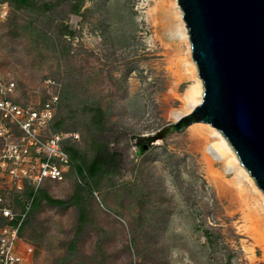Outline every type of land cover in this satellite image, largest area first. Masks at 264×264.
<instances>
[{
	"label": "rangeland",
	"instance_id": "374dc122",
	"mask_svg": "<svg viewBox=\"0 0 264 264\" xmlns=\"http://www.w3.org/2000/svg\"><path fill=\"white\" fill-rule=\"evenodd\" d=\"M0 1L10 8L0 98L39 107L58 96L43 136L78 133L62 148L73 145L86 165L40 189L66 204L39 193L18 243L25 264H264V202L220 151L219 130L195 123L151 145L134 141L195 108L175 13L157 14V0ZM101 123L121 166L95 185L87 169ZM0 187L18 209L31 190L18 193L8 173Z\"/></svg>",
	"mask_w": 264,
	"mask_h": 264
},
{
	"label": "water",
	"instance_id": "95a60500",
	"mask_svg": "<svg viewBox=\"0 0 264 264\" xmlns=\"http://www.w3.org/2000/svg\"><path fill=\"white\" fill-rule=\"evenodd\" d=\"M205 91L202 102L156 138L210 124L264 192V0H178Z\"/></svg>",
	"mask_w": 264,
	"mask_h": 264
},
{
	"label": "built area",
	"instance_id": "2783aa9c",
	"mask_svg": "<svg viewBox=\"0 0 264 264\" xmlns=\"http://www.w3.org/2000/svg\"><path fill=\"white\" fill-rule=\"evenodd\" d=\"M9 11V4L0 1V20ZM58 100L54 95L39 107H25L10 98H0V178L8 173L14 178L18 193L25 185L33 191L31 196L20 199L18 209L0 187V264H25L18 243L33 209L34 196L46 182L65 180L72 167L71 158L62 147L66 142H79L80 135L57 132L48 140L43 136L55 121Z\"/></svg>",
	"mask_w": 264,
	"mask_h": 264
},
{
	"label": "trees",
	"instance_id": "16d2710c",
	"mask_svg": "<svg viewBox=\"0 0 264 264\" xmlns=\"http://www.w3.org/2000/svg\"><path fill=\"white\" fill-rule=\"evenodd\" d=\"M10 1L16 3L17 5H24L27 2V0H10ZM102 123L99 124L98 134L93 139L92 145L94 150V157L92 159V162L90 163V166L87 169L89 178L91 181L95 180L94 182L95 185H97L98 182L106 176L118 174L121 166V157L119 154L112 151L110 143L106 138L105 128L103 127ZM69 143L70 142H66V145H69ZM65 150L66 153L71 158L73 170H75V172L78 175L82 176L86 172V165L83 156L77 153L73 145L70 147L66 146ZM89 184L92 183L89 181ZM39 193L49 203L57 204V205L66 204L64 201L53 200L45 192L39 190L34 196L33 208L36 201H38V199L40 198ZM32 194L33 191L30 190V193L28 195L31 196Z\"/></svg>",
	"mask_w": 264,
	"mask_h": 264
},
{
	"label": "bare ground",
	"instance_id": "6f19581e",
	"mask_svg": "<svg viewBox=\"0 0 264 264\" xmlns=\"http://www.w3.org/2000/svg\"><path fill=\"white\" fill-rule=\"evenodd\" d=\"M166 9H169L171 10V12L175 13V17L178 20H180L182 30L184 31L183 44H184V49H186L185 51L187 54L186 60H187L188 65L191 67V71H192V74H194V78L196 79L195 84L193 85V87L191 88L189 92V97L192 101L193 107H197L203 100L204 83H203L202 78L199 76L198 66L192 57L193 52H192L191 39H190V35H189L186 22L183 18V11L178 3V0H157L156 1L155 11L157 14L165 12ZM207 127H210V125H207ZM214 132H216V130H214ZM219 137H220V142L217 145L220 151L224 155L229 156V163H232V165L237 164L239 165V167H241V170L249 178L250 183L253 185L259 197L264 202V192L260 190L258 185H257L258 188L256 187V184H257V183L255 184L256 181L251 178L252 176L251 177L249 176V174L247 173L248 172L247 169H244V167H242V164H241L240 159L238 158V155L236 154L234 149H232L227 139L221 134H219ZM259 214L262 215L261 212H259Z\"/></svg>",
	"mask_w": 264,
	"mask_h": 264
}]
</instances>
